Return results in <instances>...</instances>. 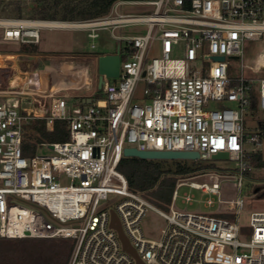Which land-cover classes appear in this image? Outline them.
I'll use <instances>...</instances> for the list:
<instances>
[{"label":"built area","instance_id":"2783aa9c","mask_svg":"<svg viewBox=\"0 0 264 264\" xmlns=\"http://www.w3.org/2000/svg\"><path fill=\"white\" fill-rule=\"evenodd\" d=\"M2 1L37 7L74 0ZM132 5L153 12L123 11ZM46 21L0 15L2 40L39 44L41 29L54 28L80 29L95 40L108 30L125 44V59L120 76L106 79L102 95L84 108H73L51 89L30 92L31 111L0 100V240L70 239L67 264H137L111 227L114 212L142 264H264V210L253 211L248 226L239 223L247 159L264 141L261 122L251 140L244 126L252 92L264 111V78L247 75L244 63L246 42L264 38V0H117L103 17L62 21L68 27L41 25ZM135 26L147 27L145 34L123 35ZM35 120L49 129L55 121L68 122L70 139L42 144L53 146L54 155L30 157L24 128ZM126 148L198 152L203 162L225 152L236 175L211 183L179 179L166 212L129 188L118 169ZM183 187L209 196L208 206L217 197L221 211L178 210L179 198L194 200L180 195ZM110 195L117 196L112 204ZM151 209L167 223L157 240L141 228ZM244 235L248 241L240 240Z\"/></svg>","mask_w":264,"mask_h":264},{"label":"rangeland","instance_id":"374dc122","mask_svg":"<svg viewBox=\"0 0 264 264\" xmlns=\"http://www.w3.org/2000/svg\"><path fill=\"white\" fill-rule=\"evenodd\" d=\"M53 2V1H51ZM19 4V3H18ZM43 4V3H42ZM39 4L35 7L34 4L28 5H21V16H17L16 12H14V8L16 2L14 1H2L0 2V15L5 16H12V17H32L38 18L37 16L34 17V10L35 8L39 9L43 5ZM123 11L126 13L132 14H146L153 12V9H148L144 6H125ZM39 19V18H38ZM60 19V18H58ZM78 21V20H76ZM147 27L145 26H135L129 27L122 31L123 35H138V34H145ZM117 34L120 31L116 32ZM2 31H0V53H7L12 51L16 48V43H6L2 40ZM41 36V43L39 45V50L43 51L47 55L53 56H75V55H94V54H102V53H114L117 50V46L119 41L115 40L111 33L108 30H101L98 31V38L92 40L88 37V34L80 29H41L40 32ZM18 44V43H17ZM95 44V48L92 49L91 45ZM125 47V44H121ZM159 54V49L152 55L153 57ZM182 52H180L177 57H182ZM1 57H3L1 55ZM2 59L0 58V67L2 66ZM64 59L60 57H55L54 59H50L48 63L53 66H59L63 63ZM75 63H80L84 69L87 71V77L89 80H92V85L97 93V97L102 95V90L99 91L96 84V79L98 76L97 73V59H74ZM235 65L241 64L240 60L235 61ZM245 65L248 66L246 70V74L254 77V78H264V38L258 42H246L245 44V58H244ZM239 71V69H237ZM237 70L234 71L236 74ZM36 70H33L31 77H37L35 74ZM54 71V72H53ZM51 80H57L59 78L58 71L56 69L51 70ZM31 75V74H30ZM17 76L11 73V70L8 68L0 69V85L1 87L5 86L6 83L10 80H15ZM142 85V84H141ZM76 86V84L72 85ZM258 86V85H257ZM232 106V105H230ZM34 107V103L31 99H21L18 100V104H16L15 108L19 111L22 109H32ZM211 108H214L212 106ZM244 126L246 129V135L249 140L253 138V136L257 133L260 129V122L264 121V111L260 110L259 108L250 110L245 112L244 114ZM60 143V142H58ZM253 145L249 144L248 147L251 148ZM259 151L264 159V141L262 142L261 146L259 147ZM38 155H54L55 153L46 147H40L37 150ZM188 163L192 162H200L188 160ZM202 162V165L206 166L208 164H213V168H204L196 173L179 177L177 180V184L179 183V179L183 181L194 179V181L200 182H214L216 180H225L222 179L223 177L233 176L235 174V169L237 167L236 163L231 160H218L213 161L209 160L206 162ZM168 167V166H167ZM236 175V174H235ZM228 181V180H227ZM225 182V181H224ZM232 182V181H230ZM64 185H70V181L64 179L62 181ZM231 184V183H230ZM259 189L258 193H255V190ZM264 168H257L254 167L250 171L249 176H244L243 185L241 187V196L245 200V209L239 216V223L241 226H248L249 225V218L253 211H262L264 210ZM185 193H190L194 196V200L191 204H185L182 202V198H179L175 202V206L178 210L189 212V213H204V214H212L221 211V207L218 203L217 197H212L214 200L213 206H208L206 200L209 199V196L202 194L200 191L192 190L187 187H183L180 189V195L182 196ZM117 199V196L110 195V199L108 203ZM154 205V204H153ZM170 205V204H169ZM155 206L159 209H162L166 212H169V206L167 209H163L158 204ZM225 218H231L228 216H223ZM232 218L231 220H233ZM166 221L159 216V214L155 210H149L141 222V228L149 239H159L161 235L162 229L166 226ZM241 241H248L249 236H242L240 237Z\"/></svg>","mask_w":264,"mask_h":264},{"label":"trees","instance_id":"16d2710c","mask_svg":"<svg viewBox=\"0 0 264 264\" xmlns=\"http://www.w3.org/2000/svg\"><path fill=\"white\" fill-rule=\"evenodd\" d=\"M117 0H74L45 2L34 10V17L49 21H76L99 18L107 15ZM14 12L21 16V8L16 2ZM60 18V19H58ZM32 44H20V52H37ZM121 58L125 59L121 46ZM102 55V54H100ZM101 91V90H100ZM252 95V109H257V97ZM261 134L264 137V122H261ZM70 139V125L66 121H55L52 129L45 120H35L24 128V142L30 157L37 154L43 143L65 142ZM249 167L264 168V159L260 152L248 156ZM168 166V167H167ZM206 166L202 162L143 160L123 158L119 171L125 176L129 188L144 196L152 204L167 209L179 177L189 176ZM73 243L70 239H1L0 264H67Z\"/></svg>","mask_w":264,"mask_h":264},{"label":"crops","instance_id":"0c3cea01","mask_svg":"<svg viewBox=\"0 0 264 264\" xmlns=\"http://www.w3.org/2000/svg\"><path fill=\"white\" fill-rule=\"evenodd\" d=\"M54 29H73V28H54ZM41 43V40H40ZM39 44L29 45L28 48L37 47V52H20V44L16 43V48L7 53H0L3 56L2 66L0 69L8 68L13 75L17 77L13 81H8L5 86L0 85V100L10 103L12 105L18 104V100L31 99L30 95L32 91L45 92L52 90L54 92H60L61 96H64L70 106L73 108H84L89 104V101L97 97V91L92 85V80L87 77V71L80 63H75L74 59H97L100 54L94 55H75V56H53L47 55L43 51L39 50ZM115 53V52H114ZM113 54V53H102ZM60 57L63 63L59 66H53L48 63L50 59ZM97 63V61H96ZM56 69L59 74L57 80H51V70ZM33 70L37 77H31ZM54 72V71H53ZM98 73V71H97ZM31 74V75H30ZM76 84V86H72ZM98 88V76L96 79ZM99 90V88H98ZM102 90V89H101ZM100 91V90H99ZM36 105L32 109L34 110Z\"/></svg>","mask_w":264,"mask_h":264},{"label":"water","instance_id":"95a60500","mask_svg":"<svg viewBox=\"0 0 264 264\" xmlns=\"http://www.w3.org/2000/svg\"><path fill=\"white\" fill-rule=\"evenodd\" d=\"M121 44L117 46V50L113 54L100 55L97 58L98 71V88L101 90L105 84L106 79L112 80L120 76V62H121ZM218 59V58H215ZM91 100L89 104H91ZM53 149V146H50ZM126 158H139L143 160H167V161H197L200 160L198 152L176 151V152H161V151H138L135 148H126L124 150ZM213 161L230 160L229 154L225 152L218 153L212 157ZM259 189L255 190L258 193ZM111 227L118 233L124 251L129 253L136 259L137 264H142L136 250L132 247L128 237L125 235L121 223L114 212H112Z\"/></svg>","mask_w":264,"mask_h":264},{"label":"bare ground","instance_id":"6f19581e","mask_svg":"<svg viewBox=\"0 0 264 264\" xmlns=\"http://www.w3.org/2000/svg\"><path fill=\"white\" fill-rule=\"evenodd\" d=\"M41 25L68 27V26H71L72 24L69 22H62V21H46V22H43ZM0 58H3V57H1L0 55Z\"/></svg>","mask_w":264,"mask_h":264},{"label":"flooded vegetation","instance_id":"af4514ba","mask_svg":"<svg viewBox=\"0 0 264 264\" xmlns=\"http://www.w3.org/2000/svg\"><path fill=\"white\" fill-rule=\"evenodd\" d=\"M263 193H264V191H263Z\"/></svg>","mask_w":264,"mask_h":264}]
</instances>
